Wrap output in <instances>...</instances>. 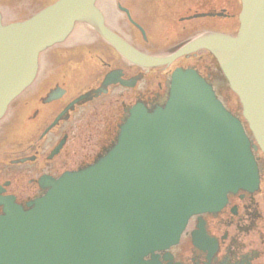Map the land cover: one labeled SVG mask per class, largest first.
Instances as JSON below:
<instances>
[{
	"label": "water",
	"instance_id": "water-1",
	"mask_svg": "<svg viewBox=\"0 0 264 264\" xmlns=\"http://www.w3.org/2000/svg\"><path fill=\"white\" fill-rule=\"evenodd\" d=\"M240 1L236 35L205 33L167 56L138 51L106 28L95 0H56L23 21L0 19V117L34 78L38 54L85 22L144 68L209 51L251 132L196 71L174 69L162 104L131 107L93 163L41 179L43 192L24 207L13 197L3 201L0 264H157L154 252L174 245L189 217L215 212L229 193L257 185L253 149L264 156V0Z\"/></svg>",
	"mask_w": 264,
	"mask_h": 264
},
{
	"label": "flooded vegetation",
	"instance_id": "flooded-vegetation-1",
	"mask_svg": "<svg viewBox=\"0 0 264 264\" xmlns=\"http://www.w3.org/2000/svg\"><path fill=\"white\" fill-rule=\"evenodd\" d=\"M95 4L109 30L151 55L170 54L205 33L238 29L239 0ZM222 20L231 29L222 28ZM76 25L62 42L39 54L34 80L0 118V214L8 197L25 206L43 192L41 179L94 162L114 141L132 106L162 104L165 82L176 67L195 70L226 103L229 87L208 51L177 58L169 66L183 64L170 70L143 68L120 55L94 27ZM109 73L113 77L103 86ZM254 157L257 185L229 193L218 211L190 217L177 243L154 253L157 264H264V156L256 148Z\"/></svg>",
	"mask_w": 264,
	"mask_h": 264
},
{
	"label": "rangeland",
	"instance_id": "rangeland-1",
	"mask_svg": "<svg viewBox=\"0 0 264 264\" xmlns=\"http://www.w3.org/2000/svg\"><path fill=\"white\" fill-rule=\"evenodd\" d=\"M52 1L53 0H0V11H2V15H3L2 21L4 23H7V22L15 21V20L18 21V20L24 19L28 17L30 14H33L34 12H36L37 9L39 10L40 8L44 7L46 4ZM76 26L78 27V25ZM220 26L222 28H230L228 22L223 21V20L220 21ZM231 31L233 32L231 34H234L235 31L234 30H231ZM175 64L182 65L183 63L181 60H179L177 63H174L173 65L169 66V70ZM157 70L158 69H156V71ZM224 99L226 101L225 106L240 116L241 108H240V104L237 100L236 95L228 89V91H226L224 95ZM242 121L244 122L243 119ZM244 125H245L246 131H248L245 122H244Z\"/></svg>",
	"mask_w": 264,
	"mask_h": 264
}]
</instances>
